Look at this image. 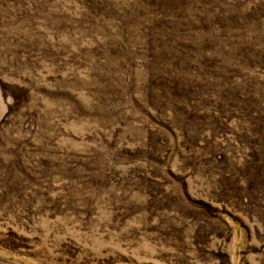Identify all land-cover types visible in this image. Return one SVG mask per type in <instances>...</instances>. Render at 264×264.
<instances>
[{
    "label": "rangeland",
    "instance_id": "obj_1",
    "mask_svg": "<svg viewBox=\"0 0 264 264\" xmlns=\"http://www.w3.org/2000/svg\"><path fill=\"white\" fill-rule=\"evenodd\" d=\"M0 264H264V0H0Z\"/></svg>",
    "mask_w": 264,
    "mask_h": 264
}]
</instances>
